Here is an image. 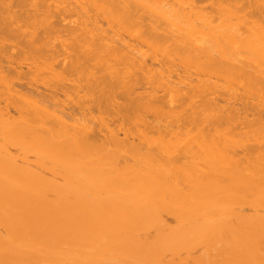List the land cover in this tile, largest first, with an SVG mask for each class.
I'll list each match as a JSON object with an SVG mask.
<instances>
[{
    "label": "bare ground",
    "instance_id": "6f19581e",
    "mask_svg": "<svg viewBox=\"0 0 264 264\" xmlns=\"http://www.w3.org/2000/svg\"><path fill=\"white\" fill-rule=\"evenodd\" d=\"M0 264H264V0H0Z\"/></svg>",
    "mask_w": 264,
    "mask_h": 264
},
{
    "label": "rangeland",
    "instance_id": "374dc122",
    "mask_svg": "<svg viewBox=\"0 0 264 264\" xmlns=\"http://www.w3.org/2000/svg\"><path fill=\"white\" fill-rule=\"evenodd\" d=\"M209 4V2H207V3H205V5H208ZM67 22H69V21H67ZM25 66V65H24ZM26 67V66H25ZM24 68V67H23ZM24 71L25 70H27V67L25 68V69H23ZM29 81H30V79H28ZM27 83H30V82H28L27 81ZM39 83V84H38ZM44 83V82H43ZM26 84V83H25ZM34 84H37V86H39V87H37L39 90H36V89H34L35 90V92H37V91H39V92H41L42 91V93L45 95V93H49V88L47 89L46 88V86L45 85H43L42 84V82L40 83V81L39 82H37V83H34ZM34 84H32V82H31V84H29V85H31V86H33V88L34 87H36ZM42 84V85H41ZM30 88V87H29ZM25 91H27V90H25ZM39 92H37V93H39ZM41 94V93H40ZM47 95V94H46ZM59 98H60V100H61V102H63V103H69V106H67L68 104H66L65 105V110H66V113H68V114H73V115H75V116H77V117H83V116H85L86 115V112L83 110V108L81 107V106H79V105H75V104H72L70 101H68L67 100V98L63 95V94H60L59 95ZM239 103L236 105L237 106V108L238 109H243V108H245V103L244 102H241L240 100L238 101ZM2 106H3V104H2ZM64 109V108H63ZM13 114H15L14 112H12ZM255 113V112H254ZM94 114L95 115H98L97 114V110L95 109L94 110ZM250 114H252L253 115V113H250ZM256 114V113H255ZM252 115H250V118L251 119H254L255 117L254 116H252ZM252 116V117H251ZM115 126L116 125H119L120 124V122L118 121V119L117 118H115V119H112V121H111ZM121 136H123V133H121ZM123 138V137H122Z\"/></svg>",
    "mask_w": 264,
    "mask_h": 264
}]
</instances>
